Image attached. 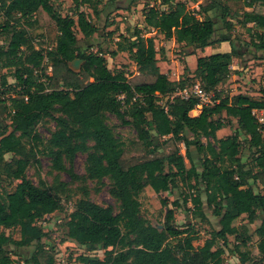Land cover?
I'll return each mask as SVG.
<instances>
[{"label": "trees", "instance_id": "1", "mask_svg": "<svg viewBox=\"0 0 264 264\" xmlns=\"http://www.w3.org/2000/svg\"><path fill=\"white\" fill-rule=\"evenodd\" d=\"M141 1H145L147 9V28L166 40L197 50L215 49L223 43L233 45L232 25L226 18L243 11V23H253L262 30L253 38L257 50L264 52V15L247 10L256 4L264 6V0H208L200 7L205 15L202 20L183 2ZM73 2L78 4L79 0ZM157 2L168 10L161 12L151 6ZM211 11L226 23L225 31L216 28L208 16ZM0 14L4 17L0 24V66L13 70L16 82L13 86L3 76L0 84V173L9 187L17 182L12 191L0 190V264L56 262L53 252L42 244L48 234L38 223L63 210L62 199H69L71 190L59 174L52 183L40 180L38 185L27 177L29 167L39 163L40 154L51 160L54 171L67 172L72 182L84 183L74 211L59 222L58 230L80 246L104 250V257L81 255L76 264H226L225 250L217 248L216 243L223 240L227 244L230 236H236L245 246L249 228L235 226L244 215L250 224L260 222L256 235L264 261V118L260 122L255 113L264 111V92L260 99L217 94L215 104L204 106L198 116L191 115L199 106L194 96L168 101L166 110L160 101L179 86L188 88L195 82L178 84L163 74L158 67L155 39L147 38L143 30H130L129 38L118 42L117 50L111 54L130 55L140 75L129 78L125 72L109 69L100 48L96 52L86 49L98 28L84 12L75 20L56 12L51 0H0ZM27 26L46 28L52 46L36 49ZM76 28L83 38H78ZM237 56L232 47L229 53L198 58L195 73L201 87L217 93L231 74ZM76 60L82 61L79 72L70 66ZM190 71L185 67V73ZM108 114L131 126L136 140L122 142L107 123ZM7 117L12 120V131L6 125ZM231 120H236L239 133L218 138L217 133ZM49 121L55 127L44 140L37 127ZM240 133L248 137L249 149H256L257 172L247 170L242 163ZM80 153L86 155L84 176L73 170ZM8 154L12 155L9 161ZM105 179L110 181V194L119 204L118 213L111 206L93 202L85 185L87 181L102 185ZM250 180L258 181L263 192L255 191ZM180 182L198 190L189 196L192 214L205 218L203 187L207 206L219 217L221 229L212 232L199 248L193 244L198 239L193 225L187 230L174 226L173 209L167 211L162 229L141 216L140 196L146 188L161 194L179 189ZM18 228V240L6 233ZM171 238L175 242L171 243ZM33 245L37 251L22 262L19 250ZM236 250L240 262L246 264L249 255L241 252L240 246Z\"/></svg>", "mask_w": 264, "mask_h": 264}, {"label": "rangeland", "instance_id": "2", "mask_svg": "<svg viewBox=\"0 0 264 264\" xmlns=\"http://www.w3.org/2000/svg\"><path fill=\"white\" fill-rule=\"evenodd\" d=\"M84 0H79L78 4L73 0H51L56 12L63 17H70L77 20L78 14L84 12L88 18L98 28V33L93 38L87 41L86 49L91 52H96L99 48L106 54L108 60V67L112 71L125 72L129 78L139 76V68L130 59L128 53L119 52L116 57H111V54L117 50V43L124 42V38H129L134 29L138 28L143 30L147 38H154L156 49L158 50L157 60L158 67L163 74H166L168 78L178 84L185 82L190 84L202 85V82L197 79L195 70L197 68V60L200 57L209 56L213 53L212 48L195 49L193 47H187L185 44H178L175 40H166L165 37L156 31L146 27L144 14L147 11L145 7V1H132V0H116L112 4V0H91L90 3H82ZM174 3L183 2L186 4L187 9L196 14L199 19H204L205 15L201 12V6L207 5L208 0H173ZM131 5V6H130ZM156 6L161 12L167 11L168 7L162 5L161 2L151 3V6ZM131 8L127 10L125 8ZM247 10H253L256 13L264 15V6L260 4L254 5L253 9L247 8ZM243 11L239 14H230L226 18V22L232 25L231 36L233 45L225 43L219 45L221 52H231L232 47L236 49L239 56L234 57L233 64L231 66V74L225 83L220 85L217 89V94L224 96H237L244 95L250 96L255 99H260L264 92V52L257 50L254 46L256 42V33L262 31L258 29L255 24L243 23ZM208 16L213 19L216 24V28L219 31L226 30V23L217 14L216 11H211ZM4 22V17L0 14V24ZM27 30L33 40L34 46L38 50H47L52 44L49 38L46 37L47 29L39 28L37 26H27ZM54 26L51 27L52 34L55 33ZM76 34L78 38H83L81 32L76 28ZM224 45L226 46L224 48ZM78 62V61H77ZM80 66L81 62L79 63ZM71 68L78 70L76 62L71 63ZM185 67H188L191 71L185 73ZM50 72V70H48ZM194 72V73H193ZM13 70L3 69L0 66V84L3 76L7 77L9 84L15 85V78L13 76ZM180 87V86H179ZM214 97V98H215ZM166 99L160 104L165 105ZM202 109L197 108L191 113L192 116H198ZM257 118H264L261 111L255 112ZM107 123L115 132V135L125 144H129L131 141L136 140L137 134L131 126L123 124L120 119L112 114L107 115ZM10 117L6 118V125L8 130L12 131L13 127ZM55 124L51 121L40 124L37 127L40 136L46 140L50 136V131L54 130ZM239 133L238 124L236 120H231V123L226 128L217 133L218 138H225L235 133ZM241 140V160L247 170H253L257 172L259 169L256 166L255 158L258 156L256 149H249L248 137L240 133ZM206 143V139H203ZM42 147H40V150ZM182 153L185 154V150L182 147ZM139 156L131 154V156ZM12 155L8 154L6 160H11ZM198 159V158H196ZM39 163H33L27 172V177L35 184L38 185L40 180L48 183H52L56 175H60L63 182L69 184L71 190L70 198L62 199L63 210L56 212L52 215L46 216L41 220L38 225L48 234L43 239V246L45 250L53 252L55 255V264H76V259L81 255L96 256L99 258L104 257V250L93 251L89 247L80 246L73 240L65 238L58 230L59 222L69 216L75 209L76 201L81 197L79 188L82 186L80 181L72 182L71 176L67 172H57L52 169L51 160L45 155H38ZM85 154H78L73 163L74 173L78 176L85 175ZM187 167H190L189 162L186 160ZM198 170L201 172L202 168L198 161H196ZM67 168H70V164L66 163ZM8 181L0 173V190L12 191L17 182L9 187ZM90 191V198L93 202L107 207H113L116 213L119 212L118 202L111 196L110 189L111 184L108 179L104 180V184L98 185L95 181H87L85 183ZM250 185L255 191L263 192L262 186L258 181L250 180ZM194 186V182L191 183ZM201 197L205 202L203 207V213L205 218L196 217L192 214L193 205L191 204L190 195H196L197 189L193 190L187 184L180 182L179 189H175L172 192H166L157 194L150 187L146 188L140 196L141 203V216L151 222L155 227L162 229L166 220V214L169 209H173L175 212L174 226L180 230H187L193 225L197 240L193 243L196 248L202 247L204 243L211 238V234L214 231L221 229L219 224V217H216L213 213V209L209 208L206 204V194L203 187ZM166 202V205L163 204ZM187 201V202H186ZM176 204H178L176 206ZM260 222L256 221L250 224L247 216H242L235 222V226L241 228L247 226L249 228L248 240L246 245H241L240 240L236 239V236H230L227 244L223 240H218L216 247H221L225 250L224 260L226 264H242L240 262L239 253L236 250V246H240V251L249 255V261L246 264H264L262 256L258 250L259 238L256 235V230L259 227ZM6 233L12 235L15 239L20 238V229L6 230ZM170 242H175L174 239H170ZM20 254L25 259L31 258L37 251V246L33 245L28 248L20 249Z\"/></svg>", "mask_w": 264, "mask_h": 264}, {"label": "built area", "instance_id": "3", "mask_svg": "<svg viewBox=\"0 0 264 264\" xmlns=\"http://www.w3.org/2000/svg\"><path fill=\"white\" fill-rule=\"evenodd\" d=\"M51 71V68H49ZM194 96L195 98H198L199 100V106L198 108L202 109L204 106H212L215 104L214 100V94L206 92L201 85L195 84L192 87L188 88H180L178 87L177 90L170 96L166 98L168 101H173L175 98H182V99H189L190 97ZM163 102V100L161 101ZM163 105V103H162ZM164 108L167 110L166 104L163 105ZM261 113L264 115V111H261ZM260 122H263V118H258Z\"/></svg>", "mask_w": 264, "mask_h": 264}, {"label": "water", "instance_id": "4", "mask_svg": "<svg viewBox=\"0 0 264 264\" xmlns=\"http://www.w3.org/2000/svg\"><path fill=\"white\" fill-rule=\"evenodd\" d=\"M77 61H78V62H77ZM75 62H76V65H78V67H77L78 70H74L73 68H72V69H73L74 71H76V72H79L80 69H81V66L79 65V63L81 62V65H82V61H80V60H76V61H74V63H75Z\"/></svg>", "mask_w": 264, "mask_h": 264}, {"label": "crops", "instance_id": "5", "mask_svg": "<svg viewBox=\"0 0 264 264\" xmlns=\"http://www.w3.org/2000/svg\"><path fill=\"white\" fill-rule=\"evenodd\" d=\"M223 44H225V43H223ZM223 44H221V45H223ZM226 46L224 45V48H225ZM219 48V47H218ZM212 50L214 51V52H216V53H228V52H221V51H218V50H220V49H213L212 48ZM213 54H215V53H213Z\"/></svg>", "mask_w": 264, "mask_h": 264}]
</instances>
